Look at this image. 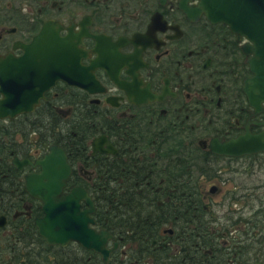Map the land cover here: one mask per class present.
<instances>
[{"label": "flooded vegetation", "instance_id": "flooded-vegetation-1", "mask_svg": "<svg viewBox=\"0 0 264 264\" xmlns=\"http://www.w3.org/2000/svg\"><path fill=\"white\" fill-rule=\"evenodd\" d=\"M178 1L0 0V264H264V150L212 149L264 128L247 41ZM51 150L108 262L36 231L24 175Z\"/></svg>", "mask_w": 264, "mask_h": 264}, {"label": "water", "instance_id": "water-1", "mask_svg": "<svg viewBox=\"0 0 264 264\" xmlns=\"http://www.w3.org/2000/svg\"><path fill=\"white\" fill-rule=\"evenodd\" d=\"M187 1L179 0L178 7L188 14L191 10L187 7ZM196 1L198 5L194 8L195 12H205L210 22L220 21L226 24L237 38L241 36L247 41L241 49L246 55L250 54L246 62L251 75L242 81L241 88L248 104L254 107V112H264V0ZM260 124L264 125V118ZM212 149L215 153L226 155L261 152L264 150V128L251 134L245 130L238 138L224 141ZM36 164L41 171L24 175V189L29 196L40 202L43 214L33 220L39 236L51 246H63L71 240L78 242L83 248L92 249L108 262L109 250L105 248V242L110 234L103 229L96 231L88 226V222H94L88 215L89 211H93L91 198L79 186L62 193L64 180L70 170L65 156L53 157L51 150L50 154L45 155L41 161H36ZM81 199L88 204L86 209L79 208L78 201ZM4 223V217L0 216V227Z\"/></svg>", "mask_w": 264, "mask_h": 264}, {"label": "rangeland", "instance_id": "rangeland-1", "mask_svg": "<svg viewBox=\"0 0 264 264\" xmlns=\"http://www.w3.org/2000/svg\"><path fill=\"white\" fill-rule=\"evenodd\" d=\"M213 181V180H212ZM212 181H206L205 179H201V185L200 187H202L203 189L205 188L207 190V187L209 184H212ZM213 198L214 199H218V195L217 194H214L213 195ZM9 240V238H7ZM3 242V241H2ZM11 246H8L7 244H5L1 249H2V254L3 256H6V255H10V251H11ZM10 250V251H9Z\"/></svg>", "mask_w": 264, "mask_h": 264}, {"label": "trees", "instance_id": "trees-1", "mask_svg": "<svg viewBox=\"0 0 264 264\" xmlns=\"http://www.w3.org/2000/svg\"><path fill=\"white\" fill-rule=\"evenodd\" d=\"M29 229H30V228H28V227H26V228L24 227V229H23L22 231H18L17 228H14V231H15L14 233H16V234H21L22 232H27V233L30 234L31 232L28 231Z\"/></svg>", "mask_w": 264, "mask_h": 264}]
</instances>
